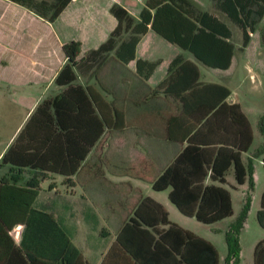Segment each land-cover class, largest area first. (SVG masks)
Here are the masks:
<instances>
[{
  "label": "crops",
  "instance_id": "obj_1",
  "mask_svg": "<svg viewBox=\"0 0 264 264\" xmlns=\"http://www.w3.org/2000/svg\"><path fill=\"white\" fill-rule=\"evenodd\" d=\"M146 1L71 0L59 17L49 23L16 3L0 0V5L13 11V23L21 18L22 24L26 22L27 30L35 26L39 31L33 36L32 52L23 55L26 74L14 82L17 90L30 86L38 96L22 99L24 115L0 150V180L12 175L17 179L15 185L23 187L35 175L43 177L33 207L52 215L78 250L80 257L71 264H130L119 246L112 247L136 213L139 217H147L148 212L139 208L145 198L159 204L171 222L189 231L184 225L185 217L173 209L169 199L159 194L166 193L168 198L169 190L156 192L152 186L188 146L191 137L193 144L214 152L219 149L240 152L241 164L245 168L250 159L254 183L251 204L261 197L256 190V163L262 165L264 153L258 158L254 155L264 144V53L248 51L254 32L243 49L242 34L239 36L237 28L232 26H229L232 34L229 42L234 50L227 69L203 65L189 52L148 28L140 36L133 61L126 64L110 53L94 74L76 72L77 80L73 86L82 87L87 99L80 92L72 91L68 98L62 99L63 111L68 114L58 119L51 115L40 117L38 143L47 129L53 131V168L42 171L23 167L21 155L13 159L16 165H20L18 167L1 162L11 147L26 149L32 143L31 131L26 129L30 117L44 101L59 98L66 90V86L56 84V78L67 62L62 46L78 42L80 57H85L118 27L112 9L120 8L137 21ZM198 10L213 12L212 9ZM120 26L124 28L121 23ZM128 34H122L121 41L126 40ZM28 35L26 33L25 38L29 44ZM176 58L196 66L197 83L201 86H219L200 87L188 98V106L201 111L217 105L205 124L197 123L184 114L175 101L155 90L166 78L168 68ZM137 60L159 61L160 64L145 80L136 71ZM193 77L184 75L176 90L186 91ZM224 90L229 91L228 96L224 95ZM222 105L224 108L220 107ZM229 107H236L244 120L232 116ZM96 135L99 136L94 143ZM80 158L83 160L76 168ZM74 169L75 173L70 174ZM67 178L74 183L72 187L65 184ZM262 179L264 183V176ZM225 181L221 186L229 191L232 204L234 195L237 201H245L247 191L244 193V188L248 183L237 185L233 165ZM205 184L211 182L207 179ZM21 229L17 226L13 231L16 243ZM38 264L66 263L52 259L41 260ZM237 264H240V255Z\"/></svg>",
  "mask_w": 264,
  "mask_h": 264
},
{
  "label": "trees",
  "instance_id": "obj_2",
  "mask_svg": "<svg viewBox=\"0 0 264 264\" xmlns=\"http://www.w3.org/2000/svg\"><path fill=\"white\" fill-rule=\"evenodd\" d=\"M8 1L24 7L37 18L49 23L54 22L71 2V0ZM210 1L213 12L200 11L189 0H147L137 21L120 8L112 9L119 22L118 27L96 50L90 51L81 58L78 42L64 44L62 51L67 62L58 74L56 84L66 86V90L59 98L44 101L30 117L26 129L31 131L32 143L27 145L26 149L11 147L1 158V162L18 167L20 165H16L13 159L21 155V161L25 164L21 165L23 167L42 171L53 168L55 164L52 153L53 131L47 129L43 139L38 143L40 117L51 115L58 119L68 114L69 112L63 111L62 99L68 98L72 91L80 92L85 96L82 87L73 86L77 80L76 72L94 74L110 53H114L126 64L133 61L135 47L140 36L145 34L148 28L169 43L189 52L203 65L213 69H227L234 50L232 43L229 42L232 35L229 26L241 31L242 48H246L250 42V34L264 16V0ZM127 32H129L128 38L121 41V35ZM159 64V61L137 60L136 71L140 77L148 80ZM189 74L194 77L188 89L176 90V85L182 81L184 75ZM197 81L196 66L176 58L170 64L166 78L156 86L155 90L175 101L182 112L197 123L205 124L217 105L201 111L188 106V98L200 87L218 88L219 86H201ZM224 91V95L228 96L229 91ZM76 106L80 110L79 105ZM220 107L224 108L223 105ZM228 109L232 116L244 120L236 107ZM92 115L96 118L94 111ZM246 130L251 135L249 128L246 127ZM98 136H95L94 143ZM192 138L189 139V144L183 152L154 182L152 189L156 192L169 190V201L183 216L194 217L199 223L212 225L233 214L230 193L221 186L226 183L225 176L233 165L237 185L241 186L245 181L248 183L241 216L225 237L228 250L225 264H237L240 254L238 233L244 227L254 189L251 161L248 159L245 168L241 164L240 152L229 149H219L214 152L193 144ZM248 142L250 144V140ZM263 153L264 144L254 158H258ZM81 160L83 159L77 160L76 168ZM262 166L264 169V158ZM74 173L75 169L70 174ZM40 176L35 175L23 187L15 185L17 179L12 175L0 180V264H38L41 260L52 259L71 264L72 260L80 257V253L52 215L33 207L40 190L39 183L43 179ZM207 179L211 184H205ZM65 184L72 187L74 183L67 178ZM139 208L148 212L147 217H139L136 213L112 247L119 246L130 264H219V255L215 247L171 222L166 211L159 204L145 198ZM256 218L260 227L264 229V188ZM17 226L22 227L18 243L13 237V231ZM253 264H264V239L254 247Z\"/></svg>",
  "mask_w": 264,
  "mask_h": 264
},
{
  "label": "rangeland",
  "instance_id": "obj_3",
  "mask_svg": "<svg viewBox=\"0 0 264 264\" xmlns=\"http://www.w3.org/2000/svg\"><path fill=\"white\" fill-rule=\"evenodd\" d=\"M189 1L198 9H213L210 0ZM7 7L0 5V150L24 115L25 108L22 106V99L25 97L36 98L38 96V92L35 91L34 88L25 86L23 89L17 90L14 84L16 80L21 77L24 78V74H26L24 73V68L26 67L24 60L26 58L23 55L32 52L33 48L31 49V42L33 36L39 34L38 28L34 26L27 30L25 27L26 22L22 24L21 18H18L15 20L16 23H13V11ZM26 33L30 34V36L28 35L29 44L26 42ZM237 34L239 36L241 35V31L238 29ZM237 34L235 33V37H237ZM251 36H253L252 45L248 51L254 54L264 53V16L255 26L254 33ZM234 39L236 40V38ZM262 90L264 91V87ZM256 169V190L258 193L262 194L264 188L262 179L264 176V169L258 162L256 163ZM246 191L247 188L245 187L244 193H246ZM159 194L162 195L164 199L168 200L165 196L166 193ZM253 195L254 192L251 197ZM244 204L245 201H237L234 195L232 216L212 225H205L197 222L194 217L190 218L184 216L186 219V223H184L186 228L197 237L206 240L215 247L220 258V264H225L227 257L226 234L231 226L240 218ZM259 206L260 198L257 197L250 205L244 227L238 233L240 264H253L254 247L260 240L264 239V229L260 227L256 218ZM172 207L175 211H178L174 205Z\"/></svg>",
  "mask_w": 264,
  "mask_h": 264
}]
</instances>
